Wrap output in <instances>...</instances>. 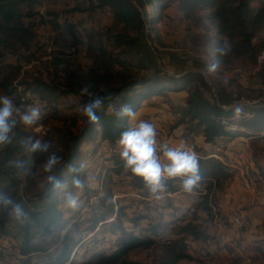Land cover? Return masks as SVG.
I'll return each instance as SVG.
<instances>
[{"label":"trees","instance_id":"obj_1","mask_svg":"<svg viewBox=\"0 0 264 264\" xmlns=\"http://www.w3.org/2000/svg\"><path fill=\"white\" fill-rule=\"evenodd\" d=\"M27 1L0 0L1 49L17 53L20 49L30 48L36 31L33 23L25 25L22 21L21 3ZM85 1L88 6L83 10L108 9L113 16V25L107 28L106 37L117 54L110 55L107 64L74 73L62 86L54 80L33 75L28 81L14 83L15 78L10 79L9 76L0 81V90L8 93L19 107L32 101L41 104V119L30 129L18 126V135L39 137L37 132L46 127L49 119L61 121V126L57 128V144L51 146L63 157L58 175L68 185L66 187L79 196L80 202L83 201L80 208L73 211L64 206L62 199L50 201L45 187L36 195H29L31 199L42 200L43 203L38 210L30 213L29 220L21 226L23 234L16 247V264H35V254L41 255L39 258L44 264L76 263L81 248L84 250L79 255L82 264H145L131 259L130 251L156 244L161 245L162 252L151 264H179L182 260H191L188 238L202 242L214 239V235L202 228L199 220H222L224 208L221 195L227 193V187L238 171L227 158L223 160L219 157L224 156L223 147H226L224 144L221 147L220 143L240 136L251 137L249 145L255 163L254 179L258 185L264 181V164L257 156V151L264 150V105L234 108L232 100L224 96L219 85H216L218 98L208 96L210 84L203 74L194 71L181 72L178 77L161 69L138 74V69L146 66L136 64L126 55L138 45L146 29L153 44L166 46L159 37L157 25L164 19L165 11L176 4L186 19L200 20L204 28L202 34L192 37V43L209 47L207 55L210 64L206 65V69L226 72L245 64L257 66L255 74L261 82L260 94L264 97V0L259 1L256 9L252 6L254 0H150L151 13L146 11L143 0H137L141 9L132 0ZM199 11L206 12L199 14ZM49 21L59 27L55 20ZM43 22L48 20L41 18ZM153 30L156 34L151 36ZM212 30L214 34H211ZM224 44H227L228 51L220 55L216 49ZM89 82L93 86L85 92ZM21 87L22 90H19ZM107 92L111 96L105 99L98 111L101 118L98 125L89 124L82 113L59 114L60 99H68L75 94V104L71 107L83 109L90 95L106 96ZM178 92L186 94L183 105L171 104L179 115L176 125L183 126L182 139L190 143L196 152L201 175L200 181L191 190L196 197L190 218V211L183 214L180 206L170 198L184 189L180 186L182 178H165V193L161 194L165 198L164 203L152 205L148 200L151 192L142 178L123 167L118 138L131 125L132 117L114 115V110L122 104L131 105L136 114L144 102L152 103L150 101L156 96L167 97ZM257 104H264V99ZM196 135L202 136L210 146L196 144ZM87 149L94 161L101 160L104 171L96 174L98 185L90 187L87 182L90 169L85 165L81 178L86 187L76 189L71 185L74 175L71 166L84 163L81 158ZM32 157L33 175L45 156L32 154ZM0 170L9 177L8 180H0V191L17 199L22 181L12 178L1 160ZM32 175H27L26 180ZM27 181L25 187H28ZM124 183L136 190L137 196L124 198L118 191ZM92 196L97 198V204L90 202ZM140 204L144 206L141 208ZM134 205L139 206L129 212L128 209L134 208ZM85 209L87 212H84ZM10 218L0 210V239L12 232ZM127 223L130 225L127 226ZM107 241L110 242L105 245ZM255 250L258 259L264 258V238L255 243Z\"/></svg>","mask_w":264,"mask_h":264},{"label":"rangeland","instance_id":"obj_2","mask_svg":"<svg viewBox=\"0 0 264 264\" xmlns=\"http://www.w3.org/2000/svg\"><path fill=\"white\" fill-rule=\"evenodd\" d=\"M143 1L145 2L146 11L151 13L152 6L150 0ZM259 1L260 0L253 1L252 6L255 9L259 6ZM87 6L88 4L85 0H29L27 2H22V21L25 25L29 23L34 24L36 36L30 48L27 50L20 49L17 53H12L0 48V81L6 76H9L10 79L15 78V81H13L17 83L24 80L28 81L31 79V75H33L41 76L46 80H54V82H58L57 84L62 86L68 82V78L74 73H79L91 67L101 68L104 64H107L109 62V56L117 54V51L113 50L109 39L106 37L107 28L113 25V16L108 9L83 10V8ZM205 12L206 11H199V14ZM41 18L48 20V22L41 23ZM49 19L55 20V22L59 24V27H55ZM157 30H159V37L166 44L165 47L156 42L153 44L148 36L149 30L146 29L138 45L126 55L136 64L142 63L146 66V68H139L138 74L149 73L157 69L163 71L167 69L173 74L179 75L181 72L183 73L188 69L203 70L207 68V64H210L207 55L209 47H201L192 43L193 36L204 32L200 20L186 19L184 15L178 11L176 4H173L165 11L164 19L157 25ZM214 33L215 32L212 30L211 34ZM155 34L156 30H153L151 36ZM90 39H92V41H90ZM157 55L160 57L159 59ZM257 70L258 67L251 64H245L226 72H220L216 69L211 71V69L208 68L210 81L215 87L214 89L213 86L210 85L211 91L208 93V96H215L216 91L218 93L216 85H219L223 90L224 96L232 100L231 106L234 108L243 107V105H239L241 102L257 104L264 99L260 94L261 82L255 74ZM19 90H22V87L19 88ZM5 94L8 95V93L0 90V95ZM75 96V94H72L68 99H60L58 103L60 116L74 113L81 115L82 109L80 107H71L75 104ZM184 96L185 92L173 93L167 97L162 95L156 96L150 101L152 103H145L147 105H145L143 109L140 108L139 111L143 110L144 114L142 113V116L147 118L145 121H149L153 124L156 122L159 123V130L166 134L165 136L167 139H179L182 138L183 132L182 129L180 130V127L183 128V126L179 125V127L176 125L179 115L174 112L171 104L183 105ZM28 98L31 99V95H29ZM33 103L41 107L39 101H32L29 104ZM29 104L27 102L26 105H22L20 108L23 109ZM133 117L134 116H132V118ZM159 117L161 119L155 121L154 118ZM19 126L23 129L31 128H25L22 125ZM60 126V120L56 118L49 119L46 123V127L37 132V134L42 140L49 141L52 146L55 143L57 144L59 135L57 128ZM174 129L177 131H174ZM18 134L17 132L16 140H25L24 149L20 150L16 140H14L13 144L0 147V160L10 172L12 178H17L22 181L21 185L18 187V198L16 200L22 202L26 211L30 214L42 206V200L31 199L30 196L31 194L36 195L37 192L44 189L46 174L43 172V162L38 165L36 171L33 172L32 177H30L28 181L26 180L27 174L24 172L13 174L9 167V163L13 159H24L30 165L31 170L33 171L34 169V159L32 153L28 151L26 136H20ZM223 144L224 143L221 142L220 146ZM260 148L261 146L259 149ZM223 149H226V147H223ZM238 150L239 152H236L237 155L243 153L244 156L241 158H237L235 154L233 156H236L235 159H238V161L240 159L241 162L244 161L242 162L244 165L240 166L244 167L242 170L244 174V184L241 182L240 178L237 180L233 179L235 182L233 180L230 182V184L233 183L232 189H227L226 196L225 194L221 195L222 203L225 204V207L222 206L224 210L222 211L221 221H219L218 218H216V220H199V222H202V228L214 235V239L202 242L200 240L195 241L188 238L189 253L192 259L182 260L179 264H264V258L258 259L255 250V243L261 242L264 238V218H259L255 214L251 215L246 213L247 211L251 212L255 208L258 209V207H263L264 209L263 203H259L256 198L252 201L250 195L257 194L256 197H264V189L261 184L258 185L257 181L254 179L256 173L253 167H245V165L248 166L249 164H253L255 169L253 156H251V158L246 157L244 149L241 148ZM89 154V149H87L81 160L90 169L87 173V182L90 187H93L97 186L99 182L96 178V174H99L101 170L104 171V168L102 167L103 163H101V160L94 161ZM225 154L226 153H224V156L229 158L228 155ZM224 156L223 160H225ZM233 156L231 155L232 162L234 160V164H239L238 161H235ZM257 156L259 162L264 164V150L260 149L257 151ZM249 177L256 181V190H253L250 186L251 179ZM8 178L7 174L0 170V180H8ZM114 179L117 180L116 177H114ZM26 181L28 182V187H25ZM125 184L126 183H124L122 188L118 189L119 193L122 194L124 198L137 196L136 190H132L131 187ZM180 186H182V183ZM258 186L262 191L259 195L258 192L260 190ZM161 190L157 193H150L148 200L152 205L164 203V196L159 195ZM195 197V192L186 191L185 189L175 193L174 196H170L172 201L175 202L177 206H180L179 208L182 209L181 211L182 213L184 212L183 214L190 211L188 218L191 217V206L195 203ZM126 201H128V199H126ZM90 202L97 204V198L92 196ZM136 206L139 205H134V208L128 209V211L132 212ZM143 206L144 204H140L139 207L142 208ZM84 212H87V210L85 209ZM232 213H235L234 217L236 218H247L249 221L248 227L236 229V224L231 221ZM253 215L258 218L255 220ZM258 220H260V223ZM24 222L25 221H17L13 217L10 218L9 224L12 228V232L8 237H1L2 239H0V264H16V247L22 240L23 233L21 226ZM129 225L130 224L127 223V226ZM108 242L110 241L105 242V245H107ZM161 252V245L156 244L150 248L133 249L130 251L129 257L142 261L145 264H151L159 257ZM83 253L84 250L81 248L76 256V263L72 262L69 264H82V262H80L81 259L79 260V255ZM35 256L37 261L35 264H44L42 259L39 258L41 255L35 254Z\"/></svg>","mask_w":264,"mask_h":264},{"label":"clouds","instance_id":"obj_3","mask_svg":"<svg viewBox=\"0 0 264 264\" xmlns=\"http://www.w3.org/2000/svg\"><path fill=\"white\" fill-rule=\"evenodd\" d=\"M220 55L228 51L227 44L217 47ZM215 65H213V68ZM89 82L85 92L92 87ZM107 95H90L83 105L82 114L87 122L92 125L100 123L98 111L103 107ZM117 117H132L135 115L133 107L122 104L114 110ZM42 116L41 107L38 104H29L23 109L18 107L13 98L7 94L0 95V147L13 144L16 140L19 125L25 128L34 126ZM28 151L34 155H44L43 172L46 174L44 187L51 200L62 199L63 203L73 211L81 206L79 196L66 187V183L58 175L63 157L52 150L51 143L39 137L27 136ZM20 150L24 149L25 140H16ZM118 145L121 149L119 155L123 161V167L131 174L142 178L145 186L151 193H157L164 188L165 178H182V186L186 191H191L200 181L199 158L194 150L181 147H170L168 144L158 143V132L153 123L141 120L134 125L126 127L119 135ZM163 156V161L161 159ZM13 174L24 172L32 175L28 162L24 159H13L9 163ZM84 163L73 164L71 170L74 173L71 185L76 189L86 187L81 174L85 170ZM0 210L6 212L17 221H28L30 214L26 211L22 202L12 195L0 191Z\"/></svg>","mask_w":264,"mask_h":264},{"label":"crops","instance_id":"obj_4","mask_svg":"<svg viewBox=\"0 0 264 264\" xmlns=\"http://www.w3.org/2000/svg\"><path fill=\"white\" fill-rule=\"evenodd\" d=\"M186 94V93H185ZM185 97V96H184ZM184 100V99H183ZM144 103H147V102H144ZM142 104V108L141 109H143V107H145V105H147V104ZM143 110H141V111H138L135 115H134V117L133 118H131L130 119V123H131V125H134V124H136V123H138L139 121H141V120H144L145 121V119H147L146 117H144V116H142L143 114ZM155 119V121H158L159 119H161L160 117L159 118H154ZM164 119V118H163ZM154 126H155V128L157 129V132H158V136H159V134H160V126H159V123H154L153 124ZM181 126V125H180ZM179 126V127H180ZM183 130V128H181L180 127V130ZM174 131H177V130H175L174 129ZM179 132V131H178ZM178 132H176V133H178ZM162 134V133H161ZM162 136V135H161ZM250 139H251V137H245V136H240V137H237L236 139H234V140H232V141H227V142H224V145L226 144V149L225 150H223V149H221V148H218V149H221V150H223V152L224 153H226L227 155H228V157L229 158H227V157H224V158H227V159H229V161L231 162V163H229L230 165H232L233 167H235V168H237V173L235 174V176H234V180H237L238 178H240V180H241V182L244 184V177H243V168L244 167H240V166H242V165H244V163H242V162H244V161H238V159H235L236 158V156H237V158H241V157H243L244 155H243V153H240V154H238L237 155V153L239 152V150L238 149H244V154L246 155V157H250L251 158V148H250V145H249V141H250ZM158 142H160V143H168L169 144V146L170 147H181V146H183V147H185V148H188V149H191V150H193L192 149V146H191V144L190 143H188V142H186L184 139H182V138H179V139H167V137L166 136H162L160 139H159V137H158ZM194 142L196 143V144H198V145H203V146H205V147H209L210 145L209 144H207V143H205L204 141H203V137L202 136H200V135H198V136H195V138H194ZM237 152V153H236ZM230 153V154H229ZM225 154V155H226ZM236 155V156H233V155ZM231 155L233 156V158L235 159V161H238V163L239 164H234L233 162H234V160H233V162H232V157H231ZM219 157H221V158H223V156H219ZM161 159H162V161H163V156L161 155ZM220 159V158H219ZM251 161H252V159H251ZM223 162H226V161H223ZM251 164H249L248 166H246L245 165V167L247 168H249V167H253V170H255L254 169V166H253V164L250 166ZM233 180V181H234ZM235 182V181H234ZM247 185V184H246ZM232 186H233V183H231L230 184V186H228L227 187V189H232ZM245 186V185H244ZM261 186L263 187V189H264V181H262V183H261ZM259 187V186H258ZM246 189V188H245ZM261 188L259 187V190H260ZM262 189V190H263ZM247 190V189H246ZM253 192V191H252ZM165 193V191L162 189L161 190V192H159V195H161V194H164ZM249 193V192H248ZM262 193V191L260 190L259 192H258V195L259 194H261ZM227 194V193H226ZM226 194H225V196H226ZM250 194V193H249ZM263 194H264V191H263ZM251 195V200L253 201L255 198L256 199H258V201H259V203H263V205H264V197H256L257 196V194L256 195H253V194H250ZM260 198H261V200H260ZM224 201V200H223ZM225 202V201H224ZM222 206L223 207H225V204H223L222 203ZM246 212V211H245ZM246 213H248V214H255V215H257L259 218L260 217H263L264 218V209H263V207L262 208H259L258 207V209L257 208H255L254 210H252L251 212H246ZM255 215H253L254 217V219L256 220L258 217L257 216H255ZM253 232V231H252ZM251 232V233H252Z\"/></svg>","mask_w":264,"mask_h":264},{"label":"water","instance_id":"obj_5","mask_svg":"<svg viewBox=\"0 0 264 264\" xmlns=\"http://www.w3.org/2000/svg\"><path fill=\"white\" fill-rule=\"evenodd\" d=\"M132 2L139 8V9H141L140 8V6L138 5V3H137V0H132ZM158 56V55H157ZM160 57L158 56V59H159ZM164 71L165 72H167V73H169V74H173L171 71H169V70H167V69H164ZM189 71H194V72H197V73H201V74H203L204 75V78H205V80L211 85V86H213V88L215 89V87H214V85H213V83L210 81V78H209V75H208V69H203V70H200V69H188V70H185L182 74H185L186 72H189ZM182 74H173V75H175L176 77H178V76H180V75H182ZM215 97L216 98H218V93H217V91H216V93H215ZM239 105H243V106H247V107H250V106H254V107H256V106H260V105H264V104H250V103H245V102H241V103H239Z\"/></svg>","mask_w":264,"mask_h":264},{"label":"bare ground","instance_id":"obj_6","mask_svg":"<svg viewBox=\"0 0 264 264\" xmlns=\"http://www.w3.org/2000/svg\"><path fill=\"white\" fill-rule=\"evenodd\" d=\"M164 134V133H163ZM256 181H253V180H250V186L252 187V189L253 190H256V187H257V185H256V183H255ZM252 190V191H253ZM238 217V216H237ZM234 219H237V220H239V228H244V227H248V225H249V221L247 220V218H236V217H234ZM250 227V226H249Z\"/></svg>","mask_w":264,"mask_h":264},{"label":"built area","instance_id":"obj_7","mask_svg":"<svg viewBox=\"0 0 264 264\" xmlns=\"http://www.w3.org/2000/svg\"><path fill=\"white\" fill-rule=\"evenodd\" d=\"M162 133V131L160 132V134H159V139L163 136H165L166 134H161ZM162 135V136H161ZM231 221H233L234 222V224H236V229H239V220H237V219H234V214H232L231 215ZM259 221V223H260V220H258Z\"/></svg>","mask_w":264,"mask_h":264}]
</instances>
